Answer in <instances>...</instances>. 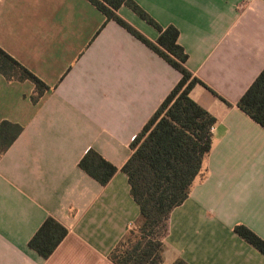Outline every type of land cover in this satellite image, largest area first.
Listing matches in <instances>:
<instances>
[{
    "label": "crops",
    "instance_id": "1",
    "mask_svg": "<svg viewBox=\"0 0 264 264\" xmlns=\"http://www.w3.org/2000/svg\"><path fill=\"white\" fill-rule=\"evenodd\" d=\"M174 25L190 96L216 117L213 143L186 201L169 219L164 263L264 264L234 232L264 239V127L238 102L264 69V0H135ZM149 39L159 32L127 6ZM0 47L50 89L0 73V122L23 126L0 157V264H114L110 252L140 214L122 167L131 141L180 72L89 0H0ZM95 149L118 170L102 185L79 165ZM54 217L68 235L48 258L28 243Z\"/></svg>",
    "mask_w": 264,
    "mask_h": 264
},
{
    "label": "trees",
    "instance_id": "2",
    "mask_svg": "<svg viewBox=\"0 0 264 264\" xmlns=\"http://www.w3.org/2000/svg\"><path fill=\"white\" fill-rule=\"evenodd\" d=\"M106 17L134 35L152 51L178 70L181 78L130 143L132 154L122 167L129 180L130 192L139 205L140 214L110 252L114 264H163L165 238L169 232L172 211L189 197L192 185L202 175L205 157L213 143L216 117L190 96L201 79L194 76L186 63L188 53L179 44V30L162 26L135 0H89ZM127 6L159 32L156 41L149 39L125 20L119 9ZM0 73L9 81L30 80L35 85L32 101L50 89L42 79L0 47ZM238 106L264 127V69L241 96ZM23 126L0 122V157L10 148ZM80 167L102 185L118 170L100 152L90 148ZM68 228L54 217H48L29 240V247L48 258L68 235ZM234 232L264 255V239L244 224ZM172 264H189L177 258Z\"/></svg>",
    "mask_w": 264,
    "mask_h": 264
},
{
    "label": "rangeland",
    "instance_id": "3",
    "mask_svg": "<svg viewBox=\"0 0 264 264\" xmlns=\"http://www.w3.org/2000/svg\"><path fill=\"white\" fill-rule=\"evenodd\" d=\"M150 14V13H149ZM151 15V14H150ZM145 21V20H144ZM157 21V20H156ZM146 22V21H145ZM147 23V22H146ZM148 24V23H147ZM150 25V24H149ZM152 26V25H151ZM153 27V26H152ZM154 29H156V28H154ZM178 71V70H177ZM179 72V71H178Z\"/></svg>",
    "mask_w": 264,
    "mask_h": 264
}]
</instances>
